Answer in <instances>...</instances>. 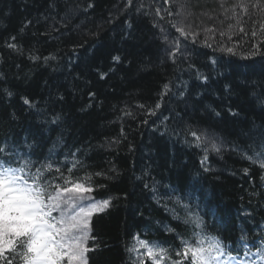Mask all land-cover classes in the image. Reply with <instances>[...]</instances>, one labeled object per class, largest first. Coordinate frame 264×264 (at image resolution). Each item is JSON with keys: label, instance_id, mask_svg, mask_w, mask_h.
<instances>
[{"label": "trees", "instance_id": "obj_1", "mask_svg": "<svg viewBox=\"0 0 264 264\" xmlns=\"http://www.w3.org/2000/svg\"><path fill=\"white\" fill-rule=\"evenodd\" d=\"M173 1L0 0V148L109 200L87 264L264 233V0H187L188 26Z\"/></svg>", "mask_w": 264, "mask_h": 264}, {"label": "snow or ice", "instance_id": "obj_2", "mask_svg": "<svg viewBox=\"0 0 264 264\" xmlns=\"http://www.w3.org/2000/svg\"><path fill=\"white\" fill-rule=\"evenodd\" d=\"M0 153L4 154L0 155V262L16 264L19 258L22 264H87L91 217L108 208L109 200L85 205V194L91 188L67 180L64 185L58 179L54 183L48 179L51 164L37 167L7 149L0 148ZM192 222L200 227L198 217ZM140 243L149 258H164V250L158 245ZM259 254L264 256V251ZM183 255L190 257L192 264H245L239 255L226 253L222 240L215 236L202 235L185 242Z\"/></svg>", "mask_w": 264, "mask_h": 264}, {"label": "rangeland", "instance_id": "obj_3", "mask_svg": "<svg viewBox=\"0 0 264 264\" xmlns=\"http://www.w3.org/2000/svg\"><path fill=\"white\" fill-rule=\"evenodd\" d=\"M216 2L218 4V6L220 7V5L225 2V0H216ZM241 2L245 3V2H248V0H236V3H241ZM186 3H187V0H174L173 1V5L176 9V15L179 17V21L182 22L184 25L188 26V19H189V17L192 16V14H191L190 10L187 8ZM203 16L206 17L205 14H203ZM159 30L161 31V32L159 31L160 33L163 32L160 28H159ZM162 37H164V35ZM204 134H206V133H204ZM208 139H209V143H210V145L208 144V147H210V149H212V150L214 149L213 145H215L216 142L218 143V149L223 150L226 148L225 144L223 143L224 141L218 135H215L216 140H212L213 139L212 137H209ZM214 152L216 153V154L214 153L215 157H217L218 151L214 149ZM97 201L98 200H93L91 197H89L88 193H86L83 203L85 205H90L91 203H95ZM97 213H99V212H97ZM233 264H237V263L233 261Z\"/></svg>", "mask_w": 264, "mask_h": 264}]
</instances>
